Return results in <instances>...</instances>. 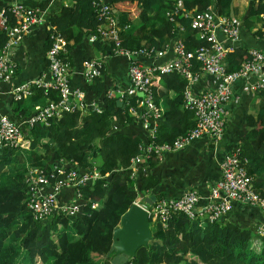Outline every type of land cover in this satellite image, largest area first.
Wrapping results in <instances>:
<instances>
[{
    "label": "trees",
    "instance_id": "obj_1",
    "mask_svg": "<svg viewBox=\"0 0 264 264\" xmlns=\"http://www.w3.org/2000/svg\"><path fill=\"white\" fill-rule=\"evenodd\" d=\"M72 1L70 6L55 9L47 22L65 41L79 42L95 33L99 20L91 9V0ZM105 2L113 10L119 26L134 20L140 22L137 27H132L133 23L130 25L131 33L124 35L120 32L121 46L132 50L140 46L156 48L166 36H175L177 28L165 18V11L200 12L212 5L215 15L229 17L231 0ZM263 3L264 0H260L258 10H262ZM4 11L6 24L14 25V15L7 9ZM176 21L184 27L183 33L188 34L183 39L184 47L193 68H196L192 51L203 41L195 37L188 19L180 17ZM6 39L0 28V48ZM92 45L101 54L109 50L98 40ZM246 58L245 50L235 48L228 55V70L235 69ZM99 78L93 79L91 88L95 97L101 93ZM185 85L186 80L174 72L150 76L153 101L161 112L156 136L158 142L172 143L193 127L192 114L180 108ZM47 93L45 95L41 89L32 87L29 96L11 101L16 117L28 116L36 105L55 101L56 94L53 91ZM258 93L259 101L253 104V113L246 115L248 131L240 144L225 153L237 148L238 156L246 158L245 169L251 178L252 189L264 200V92ZM134 98L138 99L133 96L130 104ZM101 102L100 114L84 115L77 110L62 112L47 126L35 124L26 130L25 140L16 146L0 145V264H117L108 257L113 251L111 232L120 215L145 192L155 198H165L155 190L158 179L150 173V168L158 163L155 156L148 158L145 173L140 169L136 171L135 177L140 181L138 187L135 178H129L126 166L129 158L137 153L140 140L116 131L115 127L121 128L134 120L113 98H103ZM89 156L97 160L99 177L87 180L79 187L83 200L79 213H59L34 220L26 207L29 187L24 176L34 168H46L44 171H47L49 165L60 158L88 169ZM228 213L209 221L198 212L189 218L182 212L170 210L165 226L149 220L150 228L154 227L151 240L138 247L133 256L123 258V261L119 259L120 264H264V234L257 232L261 218L260 222L254 218V225L239 219H227Z\"/></svg>",
    "mask_w": 264,
    "mask_h": 264
},
{
    "label": "built area",
    "instance_id": "obj_2",
    "mask_svg": "<svg viewBox=\"0 0 264 264\" xmlns=\"http://www.w3.org/2000/svg\"><path fill=\"white\" fill-rule=\"evenodd\" d=\"M4 9L14 15V25L6 24L7 16ZM91 9L98 15L99 24L95 33L85 37L86 41L92 44L98 40L102 45L109 47L106 56H121L126 59L128 87L125 90L106 89L101 98H113L116 104L124 107L131 119L138 121L145 128L146 132L147 139L137 144V153L129 158L126 166L129 178L134 179L138 169L143 172L150 156L159 159L165 153L184 148L193 139L206 137L213 146L218 145L224 133L225 117L228 115L226 104L232 96L233 86L238 82H243L244 91L264 92V49H247V58L235 69L228 70V55L236 48L239 38L238 27L229 17L215 15L212 5L200 12L180 13L176 9L164 12L165 18L177 28L175 36L169 37L168 40L172 50L169 58H165L167 43H161L156 48L140 46L132 50L121 46L120 32L127 29V24L118 25L113 10L105 0H91ZM180 17L188 19V25L195 32V37L203 41L192 51L196 68H193L185 51L181 37L185 30L176 21V18ZM259 18V30L264 35V3ZM46 19L47 16H43L41 10L27 6L19 0H11L5 8H0V28L7 37L0 48V81L10 78L13 74L15 63L9 56L11 48L20 42L25 32L46 22ZM47 25L46 30L49 31L47 36L50 38V45L45 55L48 62V78L14 84L9 94L12 101L19 100L29 96L32 87H35L41 89L45 95L48 91H53L56 94L55 101L49 100L42 106L36 105L30 115L18 121L0 116V145L16 146L23 140L26 129L35 124L47 126L62 112L77 110L84 115L102 112L99 96L93 95L92 98L86 99L85 92L71 84V68L61 54L62 51L64 52L66 41L53 26ZM219 34L225 44L218 39ZM102 66V59L83 60L81 70L83 79L90 82L94 78L101 77ZM172 72L186 80L181 94L180 108L192 114L193 127L176 137L172 143H157L155 136L161 112L153 101L150 76ZM202 75L215 77L217 84L213 88L194 90L192 85ZM133 96H137L138 99L134 98L133 104H130ZM237 153L236 148L221 156L218 162L219 178L208 187L206 201L201 205H199L200 196L193 189H183L175 198L155 199L149 207L137 201L135 203L147 212L152 221H159L161 226H165L170 210L182 212L189 218L198 212L211 221L229 212L234 203L247 204L261 209L262 222L258 225L257 232L263 235L264 200L252 189L251 178L245 169L246 158L238 156ZM60 166L62 165L54 166L47 176L42 174L43 170H40L42 173L36 172V175H31L27 179L30 192L27 208L34 219H42L56 209L58 213L69 215L79 212L83 205L79 187L83 186L87 179L97 177L96 171L90 173H80L76 169L65 171L64 167ZM49 179L53 180L52 185H46ZM66 188L74 189L75 193L68 197V203L60 202L65 197H59L58 193ZM42 189L46 192H42Z\"/></svg>",
    "mask_w": 264,
    "mask_h": 264
},
{
    "label": "crops",
    "instance_id": "obj_3",
    "mask_svg": "<svg viewBox=\"0 0 264 264\" xmlns=\"http://www.w3.org/2000/svg\"><path fill=\"white\" fill-rule=\"evenodd\" d=\"M26 4L37 8L43 12V16L51 15L55 9L62 6H70L72 0H19ZM109 1V0H107ZM164 2L173 0H163ZM11 0H0V8H5L6 4ZM260 0H231L229 8V18L232 19L238 27L239 38L236 42V48L247 50L249 48L264 49V35L261 34L260 18L258 4ZM156 9V7H154ZM258 10L257 13H253ZM214 11V8H212ZM158 20H162L158 17ZM133 23V24H132ZM132 23L127 24V29L123 32L131 33L132 27L139 26V21L134 20ZM47 22L34 26L28 32H25L20 42L10 50V57L15 63V73L10 78L0 81V116H5L9 120H16V112L12 110L11 97L9 90L12 85L19 82L32 81L37 78H48L46 53L50 45V38L47 36L48 32L46 27ZM188 34H181L183 39ZM218 39L222 40L219 34ZM169 37L162 40V44H168L167 55L169 58L172 55L171 43ZM48 45V47H47ZM64 52L61 54L63 57L68 58L71 68V84L78 86L85 92L86 99L93 97L94 93L91 88L93 87V80L86 82L81 74L82 61L90 59H102V75L99 78L101 83V96L106 89H123L128 87L126 78V59L121 56H106L107 52L101 54L97 48L83 40L77 42L72 39L65 42ZM104 58V59H103ZM68 61V62H69ZM217 84V80L213 76L202 75L196 81L192 88L194 90H202L205 88H213ZM243 82H238L233 86L232 96L230 101L226 104L228 115L225 117L224 133L218 145L212 144L206 137L193 139L188 145L180 150L168 152L163 154L158 163L150 168L152 176L156 177L155 190L164 195L165 198H175L180 195L183 189H193L200 196L199 205L206 201L208 194V187L212 185L219 178L218 162L222 154L240 144L241 139L248 131L246 123V115L253 113V104L259 101V93H250L247 90H242ZM132 94V93H130ZM138 95V94H137ZM102 98L100 99L101 103ZM116 131H121L124 134L136 136L140 141L146 139L145 128L138 122L132 121L125 124L121 128L115 127ZM25 133V132H24ZM25 140V139H24ZM97 162L96 159H94ZM147 165L143 168L147 169ZM135 184L139 186V179L135 177ZM150 192L142 194L139 204L147 206L143 201L145 195ZM155 197V196H154ZM153 201V200H152ZM151 201V202H152ZM227 219H239L242 222H249L254 224L256 218L260 222V211L255 206L247 204L234 203L228 213Z\"/></svg>",
    "mask_w": 264,
    "mask_h": 264
},
{
    "label": "water",
    "instance_id": "obj_4",
    "mask_svg": "<svg viewBox=\"0 0 264 264\" xmlns=\"http://www.w3.org/2000/svg\"><path fill=\"white\" fill-rule=\"evenodd\" d=\"M140 199L141 197H139ZM152 200H154L152 194L143 198V201L148 205ZM151 237L147 212L132 202L120 215L117 225L112 229L111 246L116 249L117 254L121 252L127 257L133 256L135 250L140 246H145Z\"/></svg>",
    "mask_w": 264,
    "mask_h": 264
},
{
    "label": "clouds",
    "instance_id": "obj_5",
    "mask_svg": "<svg viewBox=\"0 0 264 264\" xmlns=\"http://www.w3.org/2000/svg\"><path fill=\"white\" fill-rule=\"evenodd\" d=\"M24 117H27V116H23V117H20V118H18V119H16V120H12V121H18L19 119H21V118H24ZM42 125V124H41ZM44 126V125H43ZM29 129V128H28ZM28 129H26V130H28ZM146 133V132H145ZM156 136H157V134H156ZM155 136V141L157 142V143H162V142H158L157 141V137ZM146 139H147V137H146ZM145 139V140H146ZM23 140H24V138H23ZM144 140V141H145ZM140 142H143V141H140ZM62 161V162H61ZM88 169H83V168H81V167H77L76 165H74L73 163H72V161L71 160H66V159H63V158H60V159H58V160H56L55 162H53L52 164H50L49 165V169L47 170V171H44V169H46V168H44V169H37V168H34V169H32V170H30L31 172L30 173H28V174H26L25 176H24V182H27L28 183V181H27V179H28V177L29 176H31V175H36V172H41L40 170H43L44 171V173H42L43 175H45V176H47V173H49L51 170H52V168L54 167V166H57V165H62L64 168V170L65 171H68L69 169H76V171H80V173H84V172H92V171H94V168L96 167V173H97V177H99V174H98V171H97V162H95L94 161V159L92 158V157H88ZM62 166H60V167H62ZM94 171V172H95ZM29 172V171H28ZM143 173H145V172H143ZM92 179H95V178H92ZM91 178H89V179H87V180H92ZM86 180V181H87ZM53 180L52 179H49V182L46 184V185H52L53 184V182H52ZM27 186H28V184H27ZM42 192H46V190H44V189H42L41 190ZM73 192L75 193V191H74V189H72V188H66V189H62L61 191H59V193H58V196L59 197H65L64 198V200H62V201H60V202H69V200H68V197H70L72 194H73ZM145 196H147V195H145ZM29 198H30V192H29V189H28V200H29ZM159 198H163V197H154V200L156 199H159ZM153 200V201H154ZM81 201H83L82 200V198H81ZM138 202L139 203V199H137V200H134L133 202ZM152 201V202H153ZM152 202H151V204H152ZM27 203H28V201H27ZM27 203H26V207H27ZM150 204V205H151ZM150 205H147V206H150ZM81 210V209H80ZM77 213H79V212H77ZM57 214H59L58 212H57V209L56 210H54V212L53 213H51V214H48V215H46L44 218H46V217H49V216H52V215H57ZM72 215H74V214H72ZM148 216V215H147ZM44 218H42V219H34V217H33V219L34 220H36V221H38V220H43ZM149 220H151L152 221V219L148 216V227H150L149 226ZM149 230H150V228H149ZM150 233H151V231H150Z\"/></svg>",
    "mask_w": 264,
    "mask_h": 264
},
{
    "label": "rangeland",
    "instance_id": "obj_6",
    "mask_svg": "<svg viewBox=\"0 0 264 264\" xmlns=\"http://www.w3.org/2000/svg\"><path fill=\"white\" fill-rule=\"evenodd\" d=\"M23 141V140H22ZM9 169H10V167H8V171H9ZM96 170V167L94 168V171ZM95 175H96V173H95ZM147 207H149V206H147ZM150 228V227H149ZM152 228H154V227H151L150 228V231H152ZM150 240H148L147 241V243L149 242ZM113 248V247H112ZM124 256V257H123ZM114 257H116V258H114ZM127 256L126 255H124L123 253H116V249L115 248H113V251H112V253L110 254V256L108 257V259L110 260V261H112L113 263H117V264H120V261H119V259L121 260V261H123V258H126ZM113 260H116V261H113Z\"/></svg>",
    "mask_w": 264,
    "mask_h": 264
}]
</instances>
